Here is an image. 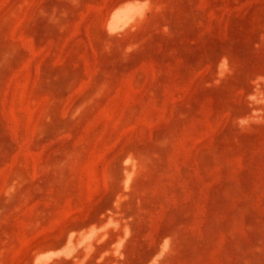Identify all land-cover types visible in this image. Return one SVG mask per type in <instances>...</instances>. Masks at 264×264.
<instances>
[{"label": "rangeland", "instance_id": "1", "mask_svg": "<svg viewBox=\"0 0 264 264\" xmlns=\"http://www.w3.org/2000/svg\"><path fill=\"white\" fill-rule=\"evenodd\" d=\"M0 264H264V0H0Z\"/></svg>", "mask_w": 264, "mask_h": 264}]
</instances>
